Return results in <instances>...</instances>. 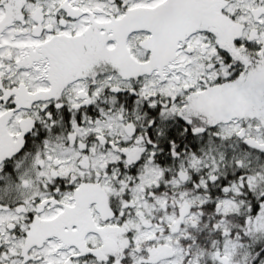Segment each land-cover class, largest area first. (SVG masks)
Wrapping results in <instances>:
<instances>
[{"label":"snow or ice","instance_id":"6c2138e0","mask_svg":"<svg viewBox=\"0 0 264 264\" xmlns=\"http://www.w3.org/2000/svg\"><path fill=\"white\" fill-rule=\"evenodd\" d=\"M0 264H264V0H0Z\"/></svg>","mask_w":264,"mask_h":264}]
</instances>
